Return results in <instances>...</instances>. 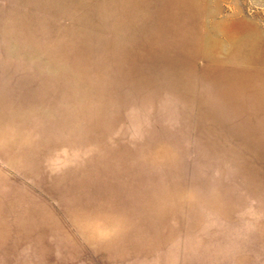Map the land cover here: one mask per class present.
<instances>
[{
    "label": "rangeland",
    "instance_id": "1",
    "mask_svg": "<svg viewBox=\"0 0 264 264\" xmlns=\"http://www.w3.org/2000/svg\"><path fill=\"white\" fill-rule=\"evenodd\" d=\"M0 264H264V0H0Z\"/></svg>",
    "mask_w": 264,
    "mask_h": 264
}]
</instances>
